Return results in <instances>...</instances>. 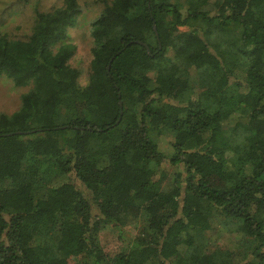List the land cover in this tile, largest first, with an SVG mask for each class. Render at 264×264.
Masks as SVG:
<instances>
[{
  "label": "trees",
  "instance_id": "1",
  "mask_svg": "<svg viewBox=\"0 0 264 264\" xmlns=\"http://www.w3.org/2000/svg\"><path fill=\"white\" fill-rule=\"evenodd\" d=\"M83 2L0 34V79L29 87L0 114V264H264V0H103L76 65Z\"/></svg>",
  "mask_w": 264,
  "mask_h": 264
},
{
  "label": "rangeland",
  "instance_id": "2",
  "mask_svg": "<svg viewBox=\"0 0 264 264\" xmlns=\"http://www.w3.org/2000/svg\"><path fill=\"white\" fill-rule=\"evenodd\" d=\"M62 0H0V34H6L10 37L24 38L31 34L36 10H49L60 4ZM87 5L85 13H81L77 18V24L70 29V39L77 44L76 55L73 61L76 65L87 64L91 58V31L93 22L98 18L104 6L103 0H84ZM214 8V5H209ZM182 12L185 14L186 5L182 6ZM215 11V10H214ZM188 27H186L187 29ZM238 29L234 31V34ZM198 73L194 74V78H198ZM28 86H16L15 83L6 76L0 79V114L13 113L21 107L22 95L28 91ZM160 148L166 153L173 151V136L162 134L157 137ZM165 169L169 173L168 181H174L178 169L169 162L165 163ZM167 185L168 182H165ZM137 224L128 226L125 230L120 231L118 228L111 226L106 227L100 234L99 240L104 250L113 255L120 249L129 245L131 240L136 236ZM212 232L218 231L216 238L220 240L222 246H228L233 249L242 258L241 252L245 250L251 251L249 245H239L238 239L231 236L230 227L224 224H216ZM242 244V243H241Z\"/></svg>",
  "mask_w": 264,
  "mask_h": 264
},
{
  "label": "water",
  "instance_id": "3",
  "mask_svg": "<svg viewBox=\"0 0 264 264\" xmlns=\"http://www.w3.org/2000/svg\"><path fill=\"white\" fill-rule=\"evenodd\" d=\"M153 28H154V30L157 32V26H156V23H154ZM136 42L145 45L146 48H147V50H148L149 53H150V47H149L148 44L144 43V42L141 41V40H137ZM109 70H110V67H109ZM120 105L122 106V102H120ZM16 133H18V132H16ZM12 134H13V133H7V134H4V135H12Z\"/></svg>",
  "mask_w": 264,
  "mask_h": 264
}]
</instances>
